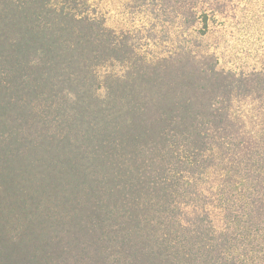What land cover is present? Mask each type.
I'll list each match as a JSON object with an SVG mask.
<instances>
[{
  "label": "trees",
  "instance_id": "1",
  "mask_svg": "<svg viewBox=\"0 0 264 264\" xmlns=\"http://www.w3.org/2000/svg\"><path fill=\"white\" fill-rule=\"evenodd\" d=\"M132 1L148 6L154 19L173 13L207 30L205 10L194 11L199 0ZM99 6L0 0V182L11 181L0 185V264L34 256L43 240L18 226L25 219V232L39 219L40 187L12 188L27 171L10 161L38 160L34 144L19 141L29 131L39 151L51 153L45 170L71 185V201L75 193L80 198L67 222L75 253L58 264H264V130L246 134L228 103L256 95L255 109L264 115V59L260 69L236 73L218 70L207 53L183 76L176 65L190 50L147 58L133 35L106 25ZM114 63L123 74L100 75ZM70 92V111L60 116L73 138L57 144L51 121H34L31 105H51ZM210 167L217 176L207 185ZM181 205L195 210L192 222L180 218ZM48 211L42 222L51 221Z\"/></svg>",
  "mask_w": 264,
  "mask_h": 264
},
{
  "label": "rangeland",
  "instance_id": "2",
  "mask_svg": "<svg viewBox=\"0 0 264 264\" xmlns=\"http://www.w3.org/2000/svg\"><path fill=\"white\" fill-rule=\"evenodd\" d=\"M97 3L105 16L106 25L115 32L128 31L133 35L137 39L134 41L137 45V51L147 58L165 57L175 47H182L184 52L190 50L189 55L184 56L180 63L176 65L180 68L178 70L181 71L180 75H183L186 71L192 73L190 71L192 68L202 65L204 56L207 53L212 55V61L216 63L218 70L244 73L258 70L263 65L264 0H199L198 4L194 5V11L199 15L201 11L205 10L208 15V27L204 34L200 30L202 28L200 21L191 24L188 19L187 22H183L182 19L175 18L172 13L169 14V20L163 22L162 18L154 19L153 15L147 12L148 6H133L132 0H97ZM108 71L117 75L123 74V68L118 63L107 64L98 70L100 75ZM104 90V88H100L98 93L104 94ZM200 92L197 93L200 97L206 96L201 95ZM72 95L75 94L70 92V94H66V97L65 93L58 94V100L56 99V103L54 102L51 105H39L38 100H33V105H31L35 110L32 116L34 121L38 118H44L47 122L51 121V127H48V131L55 132L52 140L53 142L57 141V144L66 135L73 138L71 136L73 132L67 125L68 123L65 122L68 118L60 116L64 110L68 109L70 111L69 107L72 105H69L67 97ZM254 96L257 99V96ZM254 96H247L242 99L238 97L230 98V102H228L232 105L233 121L250 136L264 130V115H260L259 111L255 109L258 100L255 103ZM71 100L74 101V99ZM64 113L66 112L64 111L62 114ZM22 127L25 128V126ZM3 129L0 128V131H3ZM31 132L29 131L24 138L20 134L19 141L33 143L34 146L31 147L33 157L38 158V160L31 166L26 164L25 161H10L16 163L17 167L15 168L18 171H20L18 166L20 164L27 171V174H21L22 178L14 181L12 188L18 190L20 187H27V184L34 188L40 187L36 191L41 193L38 195L39 200H42V207L38 212L39 219L37 218L34 221L35 223H27L25 232H23L25 219H21L18 226H21V233H28V238L36 233L38 235L36 239L52 238V240H48V242L39 240L37 241L38 244L35 243L36 245L30 243L31 249L36 247L34 250L35 255H25L22 261L14 262V264H58L59 259L68 258L71 260L72 255L75 253L70 240L71 228L69 224L67 225V222L70 219L68 215L72 214L74 210L77 211V207H80V203H78L80 198L75 193L78 198H76V202L71 201L69 197L71 185L69 186L58 176L56 180L55 177L58 174L53 175L51 170H45L47 164L45 154L47 152L39 151L35 145L38 142L36 132L34 131L33 135L30 136ZM49 155H51L50 152L47 153V157ZM54 155L57 159L55 152ZM41 162L42 166L38 168L37 165ZM1 163L5 165L3 162ZM5 167L15 172L14 167L6 165ZM210 169L211 173L207 185L212 184L217 176L215 168L210 167ZM0 183H2L0 185H7L11 181L6 177ZM207 185L204 187L205 190ZM72 203L76 204L75 208L72 207ZM48 209L52 222H42L41 215L43 213L45 215ZM194 213L195 210L192 209L191 205H181L180 218L185 223L192 222ZM22 216L20 215V218ZM215 217V224L221 225V217L218 211H215ZM11 222L13 225L17 224L16 220H11ZM47 224H52L53 227L48 230ZM52 242H55L54 246ZM26 254L30 253L26 252Z\"/></svg>",
  "mask_w": 264,
  "mask_h": 264
}]
</instances>
